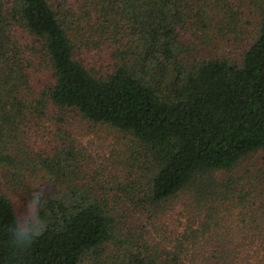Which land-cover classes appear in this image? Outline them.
I'll return each mask as SVG.
<instances>
[{
	"label": "trees",
	"instance_id": "obj_1",
	"mask_svg": "<svg viewBox=\"0 0 264 264\" xmlns=\"http://www.w3.org/2000/svg\"><path fill=\"white\" fill-rule=\"evenodd\" d=\"M48 112L119 148L98 163L61 127L44 150L12 141ZM257 157L264 0H0V264H264ZM38 171L47 228L18 250L5 182ZM180 202L188 222L161 245Z\"/></svg>",
	"mask_w": 264,
	"mask_h": 264
},
{
	"label": "rangeland",
	"instance_id": "obj_2",
	"mask_svg": "<svg viewBox=\"0 0 264 264\" xmlns=\"http://www.w3.org/2000/svg\"><path fill=\"white\" fill-rule=\"evenodd\" d=\"M250 22H255L253 16L248 18ZM251 24L247 25L249 31ZM181 39L185 42L190 40V36L185 31H180ZM230 47L225 43L219 42V52L229 51ZM38 79H41L43 74L37 73ZM37 86V85H36ZM36 89L35 85L33 86ZM36 115L28 116L21 124H19L16 137L12 141L19 147H23L28 151L44 150L51 142V138L58 131L57 127L63 128L67 135H75L86 155H91L99 163L102 159L111 158L114 155L112 148H119L116 142L117 133L114 130L102 128L98 125L83 123L78 119H73V116H67L66 121H61L57 114L46 113L36 119ZM256 163H264L261 157H257ZM105 167V166H104ZM106 173V169H105ZM5 189L11 196L16 213L24 210V205L29 199L38 198L40 194L48 191L53 184L51 179L46 177L43 172H33L25 174L18 182L9 184L5 182ZM172 207V206H171ZM181 222V225L179 223ZM188 222V214L183 204L178 203L172 209L166 210V215L163 216V221L157 227L158 233L152 234L161 243V245L169 246L172 241V233L182 225ZM179 225V226H178ZM177 227V229H175ZM166 231V234L164 233Z\"/></svg>",
	"mask_w": 264,
	"mask_h": 264
},
{
	"label": "clouds",
	"instance_id": "obj_3",
	"mask_svg": "<svg viewBox=\"0 0 264 264\" xmlns=\"http://www.w3.org/2000/svg\"><path fill=\"white\" fill-rule=\"evenodd\" d=\"M41 208V202L33 198L27 201L23 211L17 213L9 231L11 243L16 249L26 250L46 230L47 222L41 217Z\"/></svg>",
	"mask_w": 264,
	"mask_h": 264
}]
</instances>
